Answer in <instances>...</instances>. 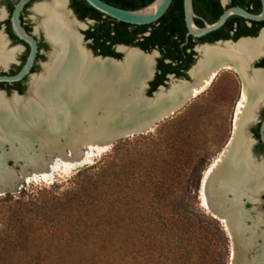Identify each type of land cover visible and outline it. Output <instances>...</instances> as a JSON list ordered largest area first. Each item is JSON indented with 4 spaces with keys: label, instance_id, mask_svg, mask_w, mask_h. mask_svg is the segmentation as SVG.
Returning <instances> with one entry per match:
<instances>
[{
    "label": "trees",
    "instance_id": "1",
    "mask_svg": "<svg viewBox=\"0 0 264 264\" xmlns=\"http://www.w3.org/2000/svg\"><path fill=\"white\" fill-rule=\"evenodd\" d=\"M101 1L135 11L154 0ZM193 6L195 14L210 23L222 12L216 0H193ZM70 8L80 21L103 17L84 0H71ZM183 18L182 0H173L163 17L149 26L150 35L137 44L128 31L133 26L116 24L123 27L124 46L179 52L186 32ZM196 24L201 27V21ZM6 30L21 43L10 28ZM108 32L100 24L84 36L92 39L89 48L96 55L120 59L104 50ZM44 48L40 42L39 50ZM28 52L26 47L15 73ZM14 88L23 93L22 87ZM157 88L149 87L148 96ZM198 115L193 105L161 122L153 133L119 141L94 164L77 171L63 192L57 185L48 189L32 185L0 199L8 202L6 211L0 212V264H224L226 235L218 222L198 209L200 182L210 156L201 148L207 151L214 139L201 144L194 127Z\"/></svg>",
    "mask_w": 264,
    "mask_h": 264
},
{
    "label": "water",
    "instance_id": "2",
    "mask_svg": "<svg viewBox=\"0 0 264 264\" xmlns=\"http://www.w3.org/2000/svg\"><path fill=\"white\" fill-rule=\"evenodd\" d=\"M32 1L18 0L10 16L13 36L29 50L23 66L18 73L9 76L5 70L9 67L10 63L3 62V64H0V73L5 74L0 76V85H13L27 79L25 81V83L28 81L27 90L25 95L13 91L10 98H8L5 92H0L6 99L28 97L30 95V82L32 79L40 78L44 75L47 66L52 60L54 46L46 38L40 26L44 41L50 49V54L47 56V63L41 65V73L37 76L33 75L35 70L32 73V69L35 65L37 66L39 60L36 64V59L38 55H41L42 50H39L37 38L20 25V14L24 7ZM41 1L36 0L33 2L28 7L26 15ZM84 1L103 16L133 27L149 26L157 23L173 2V0H154L150 5L142 9L128 11L110 6L101 0ZM262 5L263 11L259 16H252L239 8H231L226 10L215 23L208 24L204 22L203 27H198L195 25V19H198V17L194 12L193 0H182L183 17L187 30L186 38L200 39L213 33L220 29L232 15H238L253 21H262L264 20V0H262ZM35 8L33 9L34 14H36ZM68 12L75 22L80 23L72 11ZM39 17L42 22V17ZM82 25L83 28L78 29V34L81 37V46L91 60L106 61L120 65L125 63V53L129 51L134 52L140 57H151L147 78L139 82L143 87L139 85L135 87H83L85 84L82 87H54V100L56 101L54 104L48 103L46 105L40 103V109L37 111L32 109L33 111L30 116L16 114L14 118L12 116L8 117V125L7 123L3 126L0 124V159L2 161L0 168L8 171V184L0 191V197L17 195L28 184L34 181L46 182L43 180L42 174L48 175L51 178L47 182H52L57 173L62 171L63 161L72 160V164H68L67 166L68 173H76L80 169L90 165V162L77 158L75 153L70 152V149L67 147L68 140L65 137V132L70 128V125L75 121L79 122L78 116L90 107V103L93 102L91 129L94 132V137L91 140H86L85 144L79 145L78 151L87 153L90 151V147L94 150L95 147H99L102 151L101 154H105L119 141L149 134L157 125L179 113L196 97L191 92L192 87H183L188 92L179 101L172 103L165 99L174 88L169 84L172 81V76L168 77L169 82H165L163 86L158 87L155 92L148 96V84L154 76L155 60L158 57V52L155 50L145 52L137 47L120 45L117 48L118 53L121 55L120 59L97 56L92 50L87 48L86 45H89L90 42L85 40L84 35L80 34L81 31L86 30L88 22ZM4 40L7 43L5 50L8 51V40L6 37H4ZM129 65L128 63L125 66L129 67ZM165 85L168 87H165ZM60 89H63V92H65L61 99L57 97ZM50 90L52 91V88ZM55 128L59 131L56 135L57 143L64 147L60 154L58 152L49 153L47 149H41L40 135H38L40 132L48 133L51 130H55ZM232 144L233 142L228 145V152H231ZM29 157H40L41 161L39 164H41V167L33 168ZM50 162L54 164V169L50 166ZM229 187L231 188L232 185H229ZM201 190L202 180L200 183V193ZM230 195V191L224 194L225 205L223 211L218 212L215 206L206 209L214 219L221 223L222 219H226L229 225H231V222L227 214L229 210L227 209H229L232 201H229L228 197ZM207 200L210 204L209 194L207 195ZM239 211L241 217L239 221H235V225L237 226L235 229L241 230L244 238L250 237L253 242V247L244 254L246 263L264 264V230H259L260 223L263 224L264 222L252 221L251 218L246 217L241 207H239ZM226 233L230 241V247L232 248L233 241L229 232L226 231ZM231 258L230 255V262ZM235 264L240 263L237 262Z\"/></svg>",
    "mask_w": 264,
    "mask_h": 264
},
{
    "label": "bare ground",
    "instance_id": "3",
    "mask_svg": "<svg viewBox=\"0 0 264 264\" xmlns=\"http://www.w3.org/2000/svg\"><path fill=\"white\" fill-rule=\"evenodd\" d=\"M35 12L42 17L41 27L46 38L54 46L52 60L47 66L44 75L40 78H34L30 82V95L28 97L6 100L3 98V95V97L0 96L1 126L6 125L8 117L12 116L14 118L16 114L30 116L33 111L32 109L36 111L40 109V103L46 105L48 103L54 104L56 102L54 100V87H82L83 84H85L83 87H135L137 85L143 87L139 82L147 78L149 72L148 65L151 57H140L134 52H126L125 63H129V67H126L125 63L115 65L106 61L91 60L81 46V37L74 28L75 21L71 22L68 18L69 14L66 13L65 0H53L50 4L36 6ZM80 27L83 28V26ZM263 38L264 36L257 42H241L236 46V50L245 55L249 54L247 56L248 58L253 57L254 55L250 54L259 51ZM5 47L6 41L0 35V64H3V62L8 63L14 58L15 53H8ZM219 52L221 53V51ZM202 55L203 60L198 63V68L195 67L190 72L194 82L191 85L183 83L182 86H174L165 99L172 103L179 101L188 92L183 87L192 86L191 92H193V95L198 94L211 83L216 74V64L224 63L226 67L230 66L228 65V62H230L227 59L230 58L228 55H218L214 50L206 48L202 50ZM224 58L226 60L221 62ZM196 68L197 70L194 71ZM263 83L264 75L256 73L253 77L252 84L258 86ZM51 88L52 91L50 90ZM64 94L63 89H60L57 97L61 99ZM246 101V93L243 91L241 99L238 101L235 109L233 121L235 131L238 129L240 117L251 114V110L250 113L246 110ZM92 103H90V107L87 110H84L78 116L79 122L75 121L72 123L70 128L65 132V137L68 140L67 147L70 149V152L75 153L77 158L88 162L94 156L93 153L98 154L102 152L99 147H95V150L90 147V151L87 153L78 151L79 145L85 144L86 140H91L94 137V132L91 129L93 119ZM84 121L85 125L83 124ZM58 132L57 128L48 133L38 132L39 134H37L40 135L41 149H47L49 153L58 152L60 154L64 147L57 143L56 135ZM241 136L245 135L239 134L238 139L233 143L231 152H228V147H226L215 162L207 169L202 179V190L200 193L202 207L204 209L215 206L218 212H221L224 210L225 205L224 194L233 190L232 192L235 196L231 201L229 209H227L229 210L227 214L230 217L231 225H229L226 219H222V224L226 231L229 232L233 241L230 264L237 262L247 264L244 254L253 247L252 239L250 237L244 238L243 232L235 229L237 227L235 223L241 217L237 196L240 195V191H243L242 193L249 192L251 198L255 197L259 192H264V161L258 167L252 163L247 154L244 153L245 150L243 151L244 144H240L239 138ZM29 161L33 168L41 167V164H39L41 161L40 157H29ZM1 162L0 159V166L2 164ZM49 164L54 169V164L51 162ZM62 164L63 168L68 170L67 166L68 164H72V160L67 162L63 161ZM47 177L48 175L42 174L43 179ZM7 184L8 171L0 168V191ZM229 185H232V187L230 188ZM208 194L211 205L207 200ZM252 233L254 232L252 231Z\"/></svg>",
    "mask_w": 264,
    "mask_h": 264
},
{
    "label": "flooded vegetation",
    "instance_id": "4",
    "mask_svg": "<svg viewBox=\"0 0 264 264\" xmlns=\"http://www.w3.org/2000/svg\"><path fill=\"white\" fill-rule=\"evenodd\" d=\"M35 1L36 0H33L31 3L27 4L20 14V25L26 31L29 28L25 19L26 12L28 7ZM0 2L4 6L3 12H6L8 15V18L3 25L5 26L6 29L10 28L11 30L10 16L18 0H1ZM216 2L219 8L222 10L217 20L226 10L231 8H239L252 16H259L263 11L262 0H216ZM69 6H71V0L69 1ZM71 11L73 12L74 16L78 19L74 11L72 9ZM197 17L198 19H195L196 26H198L196 24V20L201 21V27H203L204 22H207L208 24H212L200 16ZM83 22H88V26H90V29L100 24L107 27L109 29V32L103 38L104 47H105L104 50L106 52H112L114 54L120 55L117 51V48L118 46L122 45L121 43L124 40L122 26H117L116 21L106 16H103L100 19L86 18L83 20ZM149 26L144 30L140 29L139 31H137V29L134 27L128 29L129 32L134 34L133 43L137 44L144 42V40L150 35V33L153 30V27H149ZM186 33L187 30L184 34V41L180 44L179 52L178 51L169 52L164 50L161 51L156 47L153 48V50L158 52V57L155 60L156 66H155L154 76L152 80L149 82L148 87L163 86L165 82H169L168 79L169 76L173 77L172 81H174L176 84H181L180 86H182L183 83L187 85H191L194 82V79L191 77L192 75H190V72L195 67H197V65L199 66L198 63H200V61L203 60L202 50L205 48L214 50V52L218 55L219 54L228 55L230 57L227 58L230 61L228 62L229 63L228 65L230 66L226 67L224 63H222L223 65L221 63L216 64L215 66L216 74L214 77L217 78L218 76H220L222 72L229 71L231 86L236 91L234 114H235L236 105L238 101L241 99L243 91H245L247 97V101H246L247 105L245 104L246 110L248 111V113H250L251 110V114L245 117L244 116L240 117L238 129L236 131L234 130V125H233L234 124L233 122L234 115H233L231 133H230V138L228 140V142L230 143L227 142L224 150L232 142L234 143L238 139L239 134L241 133L242 135H245L239 138L241 142L240 144L241 145L244 144L243 147V151L245 150L244 153L247 154L249 159L252 161V163H254L256 167H258V165L260 166L264 161V83L255 86L252 84V82H253V77L256 73H261L264 75V38L262 40V44L260 46L259 51H257V53L250 54V55H254L253 57L248 58L247 56H249V54L245 55L243 53H240L239 51L236 50V46L241 42H257L258 40H260L261 37L264 36V20L253 21L238 15H232L227 19L225 24L220 29L200 39H195L192 37L186 38ZM7 34L11 42H16L12 38L9 32H7ZM87 41L90 42L89 46L93 44L92 39ZM39 43L40 41H38V46ZM218 50L221 51V53ZM225 60L226 58H224V60L221 62H224ZM37 61L38 60L36 59V64ZM21 63H22V58L20 59V63L17 67H19ZM160 64L170 65L171 68L158 70L157 66ZM35 67L36 65L32 69V73L35 70ZM16 68L10 73H8V75L9 76H12L11 74L15 75ZM197 68L194 71H196ZM26 80L27 79L19 83H15L13 85H7V86L0 85V86L4 87L5 90L8 92H13V91L18 92L14 87H22L24 89V83ZM160 81L161 84H159ZM6 87H11V90H8ZM165 87L168 86L165 85ZM238 130L240 133L238 132ZM232 191H230L231 195L228 197L229 201H231L235 196ZM242 192L240 191V195L237 196L239 206L243 209L246 217L252 219L255 213L257 212V210L259 209V207L264 206V192H259L253 198L250 197L249 192L246 193H242Z\"/></svg>",
    "mask_w": 264,
    "mask_h": 264
},
{
    "label": "rangeland",
    "instance_id": "5",
    "mask_svg": "<svg viewBox=\"0 0 264 264\" xmlns=\"http://www.w3.org/2000/svg\"><path fill=\"white\" fill-rule=\"evenodd\" d=\"M69 1L70 0H65L66 2V13L69 14L68 11H71L70 6H69ZM51 0H42L39 2L36 6L43 5V4H50ZM35 6V7H36ZM34 7V8H35ZM33 8V9H34ZM4 6L0 2V35L3 37H6L8 40V53L9 52H14L15 59L13 58L11 61H9V67L5 70L6 74L10 73L13 71L20 63V59L25 55L26 49L25 46L21 43L18 42H11L10 39L8 38L7 30L5 26L3 25L4 22L7 20L8 15L6 12H3ZM33 9L25 16L27 25H28V30L29 33L33 34L38 41L42 42L45 45L44 49L42 50L41 53V58L38 61V64L36 66V69L34 71V76H37L41 73V65L47 63V56L50 54V49L48 45L44 41L43 33L40 29V22L41 18L34 14ZM68 18L71 22H74V18L70 17L68 15ZM79 21V20H78ZM80 23H75V30L78 32V29L82 28L80 26H83L82 24H85L83 21H79ZM42 23V22H41ZM90 29V26L86 28V30H83L80 32L81 35H84V33ZM86 40V39H85ZM7 44V43H6ZM87 48L89 49V45H86ZM230 72L229 71H224L218 76L217 78L213 79L211 84H209L204 90L200 91L198 94H196L195 98L192 99L188 105L182 109L179 113H177L174 116H177L183 112H185L187 109L191 108L193 105H196L199 109V121L195 123V129L198 131V135L200 137L201 144L203 145V141H210L212 140V144L209 145V149L206 150L204 146H202L201 151L203 154L208 153L210 155L208 158V161L206 163V166L204 168V172L208 167H210L215 160L219 157V155L223 152L225 145L227 144L229 138H230V133H231V125H232V119L234 115V107H235V98H236V91L235 89L231 86L230 82ZM27 83L28 81L24 84V89L22 95H25V92L27 90ZM175 83L174 81L169 82L171 87L174 86H179L181 84H173ZM0 92H5L8 96V98L11 97L12 92H8L5 90L4 87L0 86ZM1 94V93H0ZM2 96V94L0 95ZM3 97V96H2ZM6 99L5 97H3ZM9 100V99H6ZM173 116V117H174ZM156 128V127H155ZM154 128V129H155ZM154 129L150 132L153 133ZM102 152L96 154L93 153V157L89 159L90 165L94 164L95 161L100 159V157L103 155L101 154ZM96 155V156H95ZM88 165V166H90ZM61 172H58L57 175L54 177L52 182H47L50 181L51 178L48 176L46 179H43L46 182H41V181H34L26 186V188L29 189L30 186H34V188H45L48 189L52 185H57L59 187V192H63L66 189H68L70 185V179L71 177L75 174L74 172L68 173V170H65L64 168L61 169ZM203 172V174H204ZM203 177V176H202ZM202 180V179H201ZM201 183V182H200ZM5 197V196H3ZM3 197H0L2 199ZM198 209H200V212L202 215H204L205 218L210 219L212 218L216 222H218L219 226L222 228V231L225 233L227 241H228V246H227V253L223 258V263L224 264H229L230 263V255H231V247H230V241L227 236V233L225 231V228L222 223H220L218 220L214 219L207 211L204 209L202 205V200H201V194H200V188L198 191ZM8 207V202H2L0 201V212L6 211V208ZM258 216V217H256ZM252 221L254 222H259L262 221L264 222V206H260L257 212L255 213L254 217L252 218ZM0 225V229H1ZM259 230H264V223L259 225ZM261 232V231H260ZM214 239V238H213Z\"/></svg>",
    "mask_w": 264,
    "mask_h": 264
}]
</instances>
